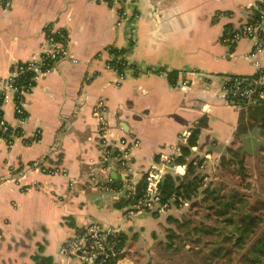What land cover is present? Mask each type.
<instances>
[{
	"label": "crops",
	"instance_id": "obj_1",
	"mask_svg": "<svg viewBox=\"0 0 264 264\" xmlns=\"http://www.w3.org/2000/svg\"><path fill=\"white\" fill-rule=\"evenodd\" d=\"M261 1L126 0L131 17L117 26L116 9L100 0H0V78L37 59L48 30L69 37L66 57L25 100L24 135L37 138L11 148L0 141V264H79L58 250L92 221L118 228L128 243L156 236L151 223L162 213L128 217L130 206L119 201L185 133L183 145L197 131L192 158L230 148L240 108L225 101L220 84L256 68L249 39L223 38L248 24ZM108 47L127 51L133 77L117 82ZM259 60L264 71V48ZM4 115L14 124L11 105ZM101 131L111 146L106 161ZM120 139L135 144L123 161L114 154Z\"/></svg>",
	"mask_w": 264,
	"mask_h": 264
},
{
	"label": "built area",
	"instance_id": "obj_2",
	"mask_svg": "<svg viewBox=\"0 0 264 264\" xmlns=\"http://www.w3.org/2000/svg\"><path fill=\"white\" fill-rule=\"evenodd\" d=\"M100 1L107 3L110 8L116 9L117 26L123 25L130 19L131 15L124 4L126 0ZM261 5L258 18L253 23L245 24L240 30L223 38L226 43H235L242 38L249 39L251 41L249 58L256 68V73L253 76H227L222 79L220 92L232 107L253 106L264 101V71L260 68L259 60L264 48V0L261 1ZM45 38L47 49L37 59L14 65L8 75L0 78V141L8 148L17 142L28 145L37 138V134H34L28 140L24 135L23 127L27 121L24 107L26 97L32 93L37 78L50 73L56 63L65 58L68 53L69 37L65 31L48 30ZM106 54V67L116 74L118 83L136 74L134 67L125 59L124 62L117 65L113 63L116 55L108 50H106ZM146 73H150V71H146ZM7 105L12 107L14 124L9 123L5 118L4 108ZM99 137L106 161L111 146H108L105 139V131H101ZM188 137L189 133H185L179 138L177 145L170 147L169 154L160 155V167H152L146 171V191L143 202L138 203L136 207L138 211H143L144 207L149 210L159 207L157 198L159 185L166 172L179 175L177 170L181 168V165H174L173 161L180 154L181 143L183 145ZM134 146L133 142L120 139L118 150L114 154L116 153L115 156L121 161L126 160ZM40 171L51 173V170L47 168ZM159 209L163 211V207ZM132 213V211H128L126 216L129 217ZM120 233L118 228L104 227L97 222H89L60 245L58 254L66 259H76L79 264H106Z\"/></svg>",
	"mask_w": 264,
	"mask_h": 264
},
{
	"label": "trees",
	"instance_id": "obj_3",
	"mask_svg": "<svg viewBox=\"0 0 264 264\" xmlns=\"http://www.w3.org/2000/svg\"><path fill=\"white\" fill-rule=\"evenodd\" d=\"M261 6L260 4L257 10H254L249 23H253L258 18ZM106 50L116 55L113 63L119 65L121 62H124V59H120L119 57L127 51H121L113 47H108ZM174 77L176 76L174 75ZM241 107L250 106L242 105ZM245 114L249 115L255 124L258 123L260 132L264 133V112L257 114L258 117L251 115L250 112H245L240 118H244ZM249 126L252 127L253 124ZM196 138L197 131H194L188 140V144L180 146V154L173 161L174 165L185 164V174L183 176L173 175V173L164 175L157 193L159 207L152 210L144 207L143 211L150 212L153 217H157L160 212L159 208L163 207V210L169 209L172 205H180L183 201H189L202 194L204 198L196 202V205L199 207L201 203H207V201L215 204L207 206V209L212 210L214 216L220 217V221L223 224L222 231L220 228L207 226L202 221L185 220L178 224L176 220L169 217L167 222L177 223V230L180 234H176L172 229L167 230L169 234L165 242L159 244V253L162 255L169 254L172 257L176 256L186 249V246L183 244L190 240L194 246L188 248L187 252H191L193 259L198 261L199 264H232L234 256H237V258L233 264H264V215H255L254 212L258 209V205L248 208L243 205L244 208H237V205L243 203V196H239L237 192H233L230 196L225 197L224 195L219 196L218 190L214 191L208 187L204 188L203 178L198 172L205 160L197 159V157L192 158L190 151L191 147L196 144ZM187 158L190 159L188 160ZM229 161L230 158L224 156L220 164L225 166ZM237 165L240 169L242 168L240 159ZM240 174L242 173L240 172ZM145 191L146 182L144 174L140 182L135 186L134 192L130 193L126 199L119 201L118 207L130 206V211L137 212L138 208L136 207L138 203L143 202ZM260 206L263 208L264 204L261 203ZM132 207L134 209H131ZM205 217L211 218V215L207 214ZM213 222L217 223L216 219ZM224 227H229V233L223 232ZM192 231H194V235L191 234ZM192 236H197L198 238L193 240ZM127 240L125 234L120 233L118 235L106 264L116 263L122 256L121 251L124 249ZM168 262L172 264V259H169Z\"/></svg>",
	"mask_w": 264,
	"mask_h": 264
},
{
	"label": "rangeland",
	"instance_id": "obj_4",
	"mask_svg": "<svg viewBox=\"0 0 264 264\" xmlns=\"http://www.w3.org/2000/svg\"><path fill=\"white\" fill-rule=\"evenodd\" d=\"M245 112H250L251 115L258 117L257 114L264 112V101L250 107H241L239 118ZM251 124H253L252 127L249 126ZM238 126L230 148L223 150V153L215 159L205 160L198 173L203 178L204 188L218 190L219 196L224 195L225 197L237 192L239 196H243V203L237 205V208H244L243 205L246 208L258 205V209L254 212L255 215H264V207L260 206L261 203L264 204V133L260 132L258 123L255 124L254 120L246 114L244 118L239 119ZM235 153L237 154L235 155ZM224 156L230 158V161L227 165L222 166L220 163ZM239 159L242 165L241 169L237 165ZM177 171L179 175L183 176L186 172L185 164ZM203 198L204 196L200 194L197 198L183 201L180 205H172L167 211L164 209V211L159 212L162 213L159 217L160 223L159 221L151 223L152 229L157 231L156 236L151 237L150 233L145 237L144 235L141 236L140 240L127 242L124 250L121 251L122 256L120 255L121 257L115 264H169V259H172V264H199L193 259L191 252H187L188 248L194 246L190 240L183 244L186 249L173 257L169 254L162 255L158 249L159 244L165 242L169 234L167 230L172 229L176 234H180L177 230V223L167 222L169 217L176 220L178 224L185 220L202 221L207 226L217 227L222 231L223 224L220 217L214 216L213 211L207 209V206L215 204L207 201V203H201L199 207L196 205V202ZM207 214H210L211 218H206L205 215ZM153 218L156 219V217ZM214 219L217 223L213 222ZM229 231V227L223 228V232L229 233ZM193 233L194 231L191 232L192 235H194ZM195 238L198 237L192 236L193 240ZM204 241L206 240L204 239ZM236 258L237 256L232 258V264Z\"/></svg>",
	"mask_w": 264,
	"mask_h": 264
},
{
	"label": "water",
	"instance_id": "obj_5",
	"mask_svg": "<svg viewBox=\"0 0 264 264\" xmlns=\"http://www.w3.org/2000/svg\"><path fill=\"white\" fill-rule=\"evenodd\" d=\"M168 174V172H166L164 175ZM174 175V174H173ZM115 183L117 184V182L115 181Z\"/></svg>",
	"mask_w": 264,
	"mask_h": 264
}]
</instances>
